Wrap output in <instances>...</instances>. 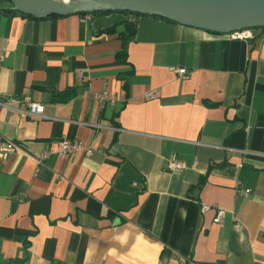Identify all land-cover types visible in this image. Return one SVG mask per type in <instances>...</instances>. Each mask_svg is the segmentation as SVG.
I'll return each instance as SVG.
<instances>
[{
    "label": "crops",
    "instance_id": "obj_1",
    "mask_svg": "<svg viewBox=\"0 0 264 264\" xmlns=\"http://www.w3.org/2000/svg\"><path fill=\"white\" fill-rule=\"evenodd\" d=\"M0 54V97L48 116L0 107V264H264L263 29L0 11ZM63 138L95 151L34 160Z\"/></svg>",
    "mask_w": 264,
    "mask_h": 264
},
{
    "label": "water",
    "instance_id": "obj_2",
    "mask_svg": "<svg viewBox=\"0 0 264 264\" xmlns=\"http://www.w3.org/2000/svg\"><path fill=\"white\" fill-rule=\"evenodd\" d=\"M10 8L35 17L100 11L151 15L220 34L264 28V0H9Z\"/></svg>",
    "mask_w": 264,
    "mask_h": 264
},
{
    "label": "built area",
    "instance_id": "obj_3",
    "mask_svg": "<svg viewBox=\"0 0 264 264\" xmlns=\"http://www.w3.org/2000/svg\"><path fill=\"white\" fill-rule=\"evenodd\" d=\"M84 15L86 16V19H89L91 18V15H93V13H86ZM262 29L264 30V28ZM254 30L255 29H251V28L241 29V30L233 31L229 35L234 39L249 40L254 37ZM3 60H4V56L3 54H0V66ZM172 69L176 71L178 74H180L182 78H188V71L185 67H180V68L175 67ZM146 96L149 98H155L158 96V93L155 91H150L146 93ZM98 98L102 102L110 103V104H113L117 101V98L114 95L109 94L108 92L99 93ZM21 101L25 104V107L22 109L12 106L9 100L0 97V107H9V108L18 109L24 114L35 118H40V119L48 118V116L44 112V105L42 103L32 100V98L29 95H25ZM94 151L95 148L92 145L87 144L82 139L63 138L57 141L56 147L34 152L32 154V157L37 163L41 164L44 163L49 158H51L52 156H59L62 158H66L74 154H77L79 152H82L85 155L90 156L94 153ZM13 152H24V150L22 146L16 142L7 141V140L0 141V153L6 154ZM166 167L170 171H178L183 169L185 167V164L184 162L176 158H172L171 160L168 161ZM249 193H250V189H245V194L247 195ZM211 208H213L216 212L214 216V221L223 222L226 217L225 210L216 205H207V204L203 205L204 211L209 210Z\"/></svg>",
    "mask_w": 264,
    "mask_h": 264
},
{
    "label": "trees",
    "instance_id": "obj_4",
    "mask_svg": "<svg viewBox=\"0 0 264 264\" xmlns=\"http://www.w3.org/2000/svg\"><path fill=\"white\" fill-rule=\"evenodd\" d=\"M5 5H3V3H5ZM0 11L3 12H8V13H18L21 14L25 17H33V18H44V17H35L32 15H27V14H23L21 12L16 11L15 9L10 8L11 4L9 3V0H0ZM110 12H119V11H100V12H93V14H104V13H110ZM125 13H129V14H134V15H140L137 13H130V12H125ZM57 16V15H54ZM52 17V16H50ZM255 29H262V28H255ZM122 48L121 50L117 53L118 58H126L127 56V46H128V40L131 39V36H125L122 35ZM71 95H68V97H70ZM68 97H66L65 99H67Z\"/></svg>",
    "mask_w": 264,
    "mask_h": 264
},
{
    "label": "rangeland",
    "instance_id": "obj_5",
    "mask_svg": "<svg viewBox=\"0 0 264 264\" xmlns=\"http://www.w3.org/2000/svg\"><path fill=\"white\" fill-rule=\"evenodd\" d=\"M6 4V2L5 3H3V5H5ZM0 5H2V4H0Z\"/></svg>",
    "mask_w": 264,
    "mask_h": 264
}]
</instances>
